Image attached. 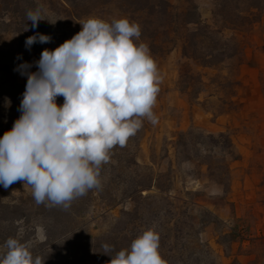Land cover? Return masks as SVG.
I'll return each mask as SVG.
<instances>
[{"label":"trees","instance_id":"1","mask_svg":"<svg viewBox=\"0 0 264 264\" xmlns=\"http://www.w3.org/2000/svg\"><path fill=\"white\" fill-rule=\"evenodd\" d=\"M181 1L183 7L177 9L168 0H0V137L12 128L21 115L18 108L27 82V77L25 83L17 82L19 72L14 69L27 61L17 53L8 55L9 38L15 36L25 41L36 33L49 35L52 38L50 43L32 45L31 60L35 62L44 49L53 50L81 31L79 22L97 17L92 15L93 9L103 8L108 3L115 2L121 11L138 16L137 23L141 27L138 43H147L153 58L177 52L181 68L178 88L181 92L192 87V83L203 84L190 65L213 68L219 63L234 61L241 66L245 61V36H224L223 31L202 19L193 0ZM37 8L44 20L33 28L26 12ZM248 9L259 10L260 7L253 2L248 4ZM215 15L227 27L249 26L252 23L248 16L241 14L235 15V19L229 13ZM30 71H37L36 66ZM234 84L241 87L239 82ZM235 95L231 92V97ZM57 102L62 105L63 97H57ZM232 103L229 102V105ZM139 137L138 130L126 146H116L111 150L110 161L101 167L100 187L75 199L67 210L60 206L37 204L31 193L14 196L12 188L18 182L7 189L0 185V254L6 251L4 245L7 239L13 237L28 242L33 255L41 256L44 264H109L110 255L129 248L131 242L145 231L143 223L149 216L151 224L148 229L158 232L159 251L167 264H201L202 260L193 252L198 246L205 247L204 253L213 258L214 253L207 245L201 242L197 245L191 240L192 226L198 218V223L202 225L214 223L218 218L198 204V192L180 191L174 187L171 167L162 173L154 170L153 166L138 163ZM196 137L197 141L192 142ZM200 138L202 141H199ZM197 144L220 146V152L231 162L240 158L228 134H199L198 138V134L190 129L181 132L174 142L177 159L183 154L185 162H195L191 151L195 155L200 152ZM212 151L206 155L204 163L208 177L219 184H227L231 177L230 163L224 158L216 159L210 154ZM120 178V182L116 180ZM115 185H122V189L118 190ZM122 201L130 202L132 208L121 212L116 227L105 236L89 234L84 218L90 208L101 205L102 209L111 210ZM191 210L197 212L196 215ZM32 222L36 224L30 226ZM37 224L42 225L44 230L43 241H37L35 237ZM234 233L235 230L229 233L231 241ZM30 234H33L32 238ZM255 241L264 244V238H256ZM105 244L114 248L110 255L104 253ZM250 264H255V261Z\"/></svg>","mask_w":264,"mask_h":264},{"label":"clouds","instance_id":"2","mask_svg":"<svg viewBox=\"0 0 264 264\" xmlns=\"http://www.w3.org/2000/svg\"><path fill=\"white\" fill-rule=\"evenodd\" d=\"M26 18L33 28L44 20L39 8L28 10ZM79 24L81 31L72 38L41 52L37 71L27 62L14 69L27 77L21 115L0 137V185L7 189L22 182L37 204L65 210L100 187L111 150L126 146L144 119L158 123L153 108L163 79L148 44L138 43V23L88 17ZM51 39L36 33L26 38L25 47ZM159 242L150 228L129 248L110 255L114 248L105 244L104 253L112 257L109 264H167ZM4 247L0 264H44L28 242L9 237Z\"/></svg>","mask_w":264,"mask_h":264},{"label":"rangeland","instance_id":"3","mask_svg":"<svg viewBox=\"0 0 264 264\" xmlns=\"http://www.w3.org/2000/svg\"><path fill=\"white\" fill-rule=\"evenodd\" d=\"M168 2L177 9L183 7L181 0ZM193 2L202 19L223 31L224 36H245V61L241 66L234 61L219 63L213 68L190 65L203 84L192 83V87L181 92L178 88L181 68L177 52L154 58L163 77L153 108L158 123L153 125L147 119L143 120L136 160L140 165L153 166L154 170L162 173L171 167L174 187L180 191L198 192V204L218 218L206 225L198 223L200 218L193 223L191 240L197 245L199 242L207 245L214 253V257L209 258L204 253L205 247H195L193 252L202 260L201 264H250L252 260L255 264H264V244L255 241L256 238H264V0ZM253 2L259 4V10L248 9V4ZM227 13L233 19L237 14L248 16L252 23L242 27L224 26L215 14ZM92 15L107 22L121 17L138 22V16L121 11L115 2L93 9ZM7 52L9 56L17 53L32 64L31 68L35 67L25 41L11 36ZM17 82L25 83L26 76L18 73ZM234 82H239L241 87ZM231 92L236 95L231 97ZM229 102H233L232 105ZM190 129L198 134V138L199 134H228L240 156L239 160L231 162L220 152V146L209 144H197L200 150L197 155L191 151L195 162H185L183 154L177 159L174 142L181 132ZM195 141L197 137L192 139V142ZM210 150H213L210 154L216 159L224 158L230 163L231 177L227 184H219L208 177L204 163ZM121 179L116 180L120 182ZM115 187L122 189V185ZM12 189L14 196L31 193V188L22 182ZM131 208L130 202L125 201L111 210L102 209L101 205L93 206L84 218L89 234L95 237L107 235L116 227L121 212ZM191 212L194 215L197 213ZM145 221L143 225L147 230L151 224L149 216L145 217ZM34 224L32 222L30 226ZM231 230H235L233 241L229 235ZM34 233L37 241L44 240L42 225L37 224ZM30 236L32 238L33 234Z\"/></svg>","mask_w":264,"mask_h":264}]
</instances>
